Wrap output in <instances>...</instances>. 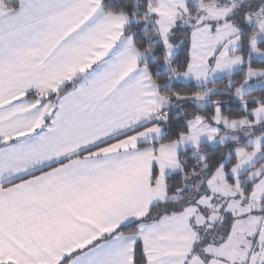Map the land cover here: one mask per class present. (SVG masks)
<instances>
[{
    "label": "snow or ice",
    "instance_id": "obj_1",
    "mask_svg": "<svg viewBox=\"0 0 264 264\" xmlns=\"http://www.w3.org/2000/svg\"><path fill=\"white\" fill-rule=\"evenodd\" d=\"M262 41L264 0H0V264H264ZM229 140L227 164L201 149Z\"/></svg>",
    "mask_w": 264,
    "mask_h": 264
},
{
    "label": "trees",
    "instance_id": "obj_2",
    "mask_svg": "<svg viewBox=\"0 0 264 264\" xmlns=\"http://www.w3.org/2000/svg\"><path fill=\"white\" fill-rule=\"evenodd\" d=\"M110 2L114 6H119L121 3H123V0H110ZM237 2H239V0H237ZM128 3L130 4L131 0H128ZM143 28H144L143 24L135 25L134 30H133L134 39L139 42V45L141 48H143L146 45H151L152 42L157 39L151 30V25H148L147 36H145L144 33L142 32ZM180 31L181 30L178 28L177 29V36L174 37V39H173L174 43L179 41ZM261 46L264 47V41L261 42ZM183 51H184L183 48L178 49L175 60L173 61L174 65H176L177 67L179 66L181 57L183 55ZM146 59H147V64H148L149 70L153 75V78L157 82H163L164 77L166 76L167 73H166L165 66H164L163 61H162V53H161L160 45L158 42L152 46V50H151L150 54L146 53ZM254 63L257 66L264 67V56L256 57ZM240 75H241V72L239 71L238 73L233 75L232 78L236 79ZM227 80H228V78H225V79L210 83V84H208V87H212L213 85H215V87L217 89L224 88L225 85L227 84ZM263 82H264V80H260V79L249 82V87H251L253 90L251 93L252 95H255L257 92L264 94V87H259L261 85V83H263ZM203 87L204 86H199V88H203ZM197 88H198V86H196L194 84H181L179 82L173 81L170 88L162 89V91L169 92L172 89H176V90H179V89L197 90ZM216 97H219L221 100H225V99L227 100V104L222 103L221 107L229 115L236 113L239 110V103L236 100L232 99L230 95L229 96H223L219 91L211 94V98H216ZM211 98L205 102L204 107H205L206 111L210 110L212 107ZM194 110H196V106L194 104L187 103V102H184L182 104L177 102L175 104V106L170 105L168 107L167 111L169 112V122H170L171 127L175 128L178 125L182 124L184 117L186 115L192 113ZM181 113H183V115H181ZM166 131H169V129L166 128ZM241 138H242V135H241ZM243 139L241 140V142L243 141ZM231 148H232L231 144H227L226 148L224 150H222L221 148L210 149L205 145L201 146V149L206 154H210L211 157H216L217 155H219L221 160H225L226 153L228 151H230ZM181 155L183 157V165H184L185 173L190 172V170H192L198 166V159L193 155L192 151H188V152L183 153ZM169 180H170V187L174 189V187L181 180V174H179L177 176H171V177H169Z\"/></svg>",
    "mask_w": 264,
    "mask_h": 264
},
{
    "label": "rangeland",
    "instance_id": "obj_3",
    "mask_svg": "<svg viewBox=\"0 0 264 264\" xmlns=\"http://www.w3.org/2000/svg\"><path fill=\"white\" fill-rule=\"evenodd\" d=\"M259 87H264V82L263 83H261V85L259 86ZM244 137L242 136V138H241V140L243 139ZM227 144H231L232 145V143H231V141L229 140V141H226V145ZM207 146L208 148H210V149H219L220 147H219V145L218 144H214V145H209V144H207V142H203L202 144H201V146ZM188 151H192V153H193V150L191 149V148H187L185 151H183L181 154H183V153H186V152H188ZM194 155V154H193ZM195 156V155H194ZM197 159H199L197 156H195ZM224 162L227 164L228 163V160H227V158H225V160H224ZM180 173L177 171V172H172L171 174H170V176L169 177H171V176H177V175H179Z\"/></svg>",
    "mask_w": 264,
    "mask_h": 264
},
{
    "label": "crops",
    "instance_id": "obj_4",
    "mask_svg": "<svg viewBox=\"0 0 264 264\" xmlns=\"http://www.w3.org/2000/svg\"><path fill=\"white\" fill-rule=\"evenodd\" d=\"M238 72H239V71L235 72L234 75H235L236 73H238ZM225 78H228V75H227V74H220V75H217L212 81L209 82V84H210V83H213V82H216V81H219V80H222V79H225ZM179 83H181V84H194V85L197 86V84H196L195 82H193V81H188L187 83H185V82H179ZM199 86H204V85L201 83Z\"/></svg>",
    "mask_w": 264,
    "mask_h": 264
}]
</instances>
